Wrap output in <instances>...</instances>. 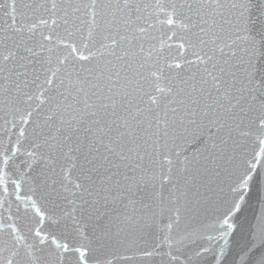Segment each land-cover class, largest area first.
<instances>
[{"label": "snow or ice", "instance_id": "obj_1", "mask_svg": "<svg viewBox=\"0 0 264 264\" xmlns=\"http://www.w3.org/2000/svg\"><path fill=\"white\" fill-rule=\"evenodd\" d=\"M0 264H264V0H0Z\"/></svg>", "mask_w": 264, "mask_h": 264}]
</instances>
